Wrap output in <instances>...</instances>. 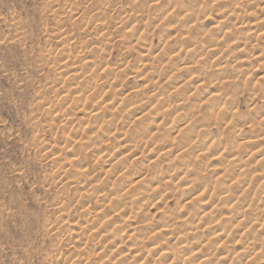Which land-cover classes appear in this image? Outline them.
<instances>
[{"label": "rangeland", "instance_id": "374dc122", "mask_svg": "<svg viewBox=\"0 0 264 264\" xmlns=\"http://www.w3.org/2000/svg\"><path fill=\"white\" fill-rule=\"evenodd\" d=\"M116 88L124 95L109 105ZM263 135L264 0H0V264L181 261L190 250L156 233L162 212L174 233L198 232L191 263L247 252L237 264H263L264 146L258 155L253 143ZM124 136L136 138L133 153L117 146ZM193 138L204 151L180 155ZM163 146L172 152L151 161ZM122 169L128 180L159 176L142 186L157 191L135 200L142 189L121 184ZM224 172L231 192L219 194L231 198L220 200ZM241 229L254 232L258 255ZM101 249L108 257L96 259Z\"/></svg>", "mask_w": 264, "mask_h": 264}, {"label": "bare ground", "instance_id": "6f19581e", "mask_svg": "<svg viewBox=\"0 0 264 264\" xmlns=\"http://www.w3.org/2000/svg\"><path fill=\"white\" fill-rule=\"evenodd\" d=\"M148 1L154 2L155 0H148ZM175 2H176V0H170V3H175ZM218 2L219 1H216L215 3H218ZM215 3H214V5H216ZM232 14L233 13H231L230 15H232ZM169 16H171V14ZM130 18L128 19V20L131 21L130 24L133 23V22H135L136 20H138V16H136V15H132V16H130ZM189 39H190V37H189ZM223 57L224 56H222V55H218V56H216V60H220ZM261 57H263V55L259 54V55H256L254 58H261ZM237 60H238V58H237ZM87 63H88V65H90L91 62L89 60H87ZM226 63L227 62H219L218 63V68L217 69L219 70V72H224L227 69L228 66L225 65ZM235 63H238V61L235 62ZM62 71H63L62 72V76H65L66 75L65 72H64L65 69L62 70ZM71 80H72L71 82H74L76 84V82H75L76 79L75 78H72ZM122 95H124V94L121 93V90L120 89H118V88L114 89L112 91V93H110V97H109V100L110 101H108L107 104H109V105L113 104V101H115L118 97H121ZM139 108H141V107L130 108L129 111L132 114H134V115L142 114V112L139 111ZM226 109L228 110L227 107H226ZM96 113H99V112H96ZM149 125L150 124H146V126H149ZM190 125H191L190 122H184V125H183V128L181 129V131L182 130L185 131V129H188L190 127ZM131 137L132 136H124V137L119 138L117 140V146L119 147V149L120 148L121 149H124L125 148L124 150H126V151H128L130 153H133L134 151L131 150V149H132V144L136 141V138H134V137L131 138ZM189 138L190 137H188L187 139H189ZM142 141H144V140H142ZM145 143H147V144H149V143L150 144H154L155 141H154V139L147 138L145 136ZM219 143H221V140L216 141V145L218 147H219ZM253 143H254V146L258 148V150L255 151L254 153H257L258 155H260V149L264 146V135L262 137H259L258 136L257 139L253 140ZM77 146H80V142H78V141H76L74 143L73 148L70 151H72V153H73V149L76 148ZM193 146L194 147H198L199 148L198 149L199 151L200 150L201 151H204V149H205V141L203 139H195V138H193V139H191V147L190 148H183V149L179 148V154L182 155V156H183V154H188V151H190L193 148ZM49 148H51V147H49ZM171 150L172 149L168 148V146H163L161 149H159V152L158 153L156 152L157 153L156 154L157 156L154 155L151 161H155V162L158 161L161 158V156L167 155V154L171 153L172 152ZM48 152L49 153L50 152L53 153L52 154V158L53 159L60 158V155H58L56 151L54 152V149H49ZM228 152H230L229 148L225 147V149L222 151L221 155L213 158V160L216 161V160L220 159V157L225 156V154H227ZM238 160H239V157H237V156H234V158L232 159V161L234 163H235V161H238ZM189 171L190 170H188L185 167V170L183 171L184 172L183 174L188 175ZM80 173L82 175H85L86 171H80ZM117 174L122 175V177H120V178H122L121 184H126V185L127 184L128 185L132 184V185H135L137 187L139 186L140 187L139 189H142L138 193V196L135 198V200H139L141 198L143 200L144 199H147V198H150L151 194H154L155 193V192H150L149 190H151V189H154V190L157 191V188L156 187H158V186H152V188L149 187L150 189L148 187L146 189H143L144 187H142V186H145L148 183L154 184L156 181H158L156 178H158L159 176L156 177V178H148L147 177V172H143L141 174L139 172H134L133 175H134L135 178L132 179V180H128L127 179V172H125L123 169L122 170H119L117 172ZM227 174H228V172H224V173L220 174L219 177H221V180H218L216 182V184H217L216 185V189L219 190L217 192V194L220 197L219 198L220 200H221V197H222L223 200L230 199L231 198L230 197L231 196L230 193H228L229 195H224V196H221L219 194V192H221V193L231 192V189H226V185H224L225 184V181H226ZM159 181H161V180H159ZM72 182L73 181H68L65 184L68 185V184H70ZM188 189L191 190L192 187L189 186ZM114 190H115V193H117L118 195H122L123 194V191H124V189H122L120 191V192H122V194H119L117 188H115ZM104 194H106V193H104ZM158 194L159 193H157L156 195H154V197L157 196ZM105 196H107V195H103V197H105ZM159 196L157 197V200L159 199ZM196 200L199 201V202L202 201L201 198H198ZM160 201H162V200H160ZM210 202H211V200H210ZM207 204H209V201L206 202V205ZM217 206L214 207L213 209H211L213 211H210V210L205 211V214L208 215V216L212 215L213 213H215V211H216L215 209L217 208ZM162 214H163L161 216L162 217L161 218L162 219V222H160L161 223V226L159 225L157 227L156 233L157 234L158 233L159 234H162L163 236H166V235L169 236L170 234H172V235L169 236V238L180 242L181 243V247H184V248L190 250L189 253L191 254V255L183 258L181 261L179 259H177L176 257H173L171 260L167 261L170 258V256H171V254H170L171 249L170 250L169 249L162 250L161 255L166 258L167 264H198L197 262L191 263L192 260L195 258V255L196 254H199L201 252L200 249H198V250L191 249V248H193L192 245L196 243L194 241L196 240L195 238L198 237V232H195V233L194 232H183V233L178 232V233H174V231H173V224H170V222L168 220H166V218H164L165 217V213L164 212H162ZM190 218H191L192 221L194 220V216H192V217L183 216L182 217V222L185 224L186 222H188L190 220ZM73 225H77V224H73ZM213 228H215L216 230H214L211 233V235H214V237H216V238L219 237L220 240H223L224 236H226V234H227L226 227H221L220 228L218 224H215ZM188 229H191V228L189 226H185V228L182 229V230L188 231ZM98 232H101V231H98ZM240 235L242 236L241 239L243 240V238H244L245 243H247L246 246H244L243 248H245L247 251H250V249H255L254 250L255 251V254L257 253V255H258V251H257V249L255 247L256 246V243H255V240H254L255 236H254V232H252V229H247V230L246 229H241ZM169 238H167V239H169ZM128 241H131L132 242V244L130 245L131 248H129V250L131 251L129 254L131 256L133 255L134 257L139 258L141 256V252L139 253V251L138 252L134 251L137 248V241H138L137 235H135V234L128 235ZM234 243H235V245H239L240 244V243H238V240H237V242H234ZM208 244H210V238H208L207 242L205 244H203V246H207ZM246 253L247 252H245V253L237 252L236 256L234 255L231 258L230 262H228L227 264H237V259L241 257V254H242V256H245ZM262 254H263V257H264V250L262 251ZM93 255H95V258L96 259H100V260L104 259L105 257H108V254H106L105 249L97 250V252H94ZM206 255H207L206 257H203V256L200 257V258H202V264H208V258L209 257H208V254H206ZM251 258H253V257H251ZM138 261H140L139 262L140 264H145V262H146L145 259H143V260L140 259Z\"/></svg>", "mask_w": 264, "mask_h": 264}]
</instances>
